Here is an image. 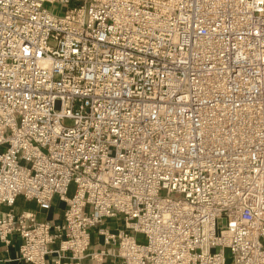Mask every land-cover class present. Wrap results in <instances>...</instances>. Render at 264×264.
Listing matches in <instances>:
<instances>
[{
    "label": "built area",
    "instance_id": "obj_1",
    "mask_svg": "<svg viewBox=\"0 0 264 264\" xmlns=\"http://www.w3.org/2000/svg\"><path fill=\"white\" fill-rule=\"evenodd\" d=\"M12 236L27 264H264V0H0Z\"/></svg>",
    "mask_w": 264,
    "mask_h": 264
},
{
    "label": "crops",
    "instance_id": "obj_2",
    "mask_svg": "<svg viewBox=\"0 0 264 264\" xmlns=\"http://www.w3.org/2000/svg\"><path fill=\"white\" fill-rule=\"evenodd\" d=\"M21 199H23V202H21ZM20 206L18 209L17 206ZM17 213L22 211H32L37 212V207L34 202H28L24 198L19 197L15 203V206L13 208ZM65 209L64 202L59 201L56 199L54 203V209L49 214H44L41 212H38V220L44 221L46 219L52 220V219H60L62 217V211ZM3 211H8L9 208L4 206L2 208ZM21 245V240L17 236H12V244L5 248L4 245L0 242V264H27L25 262L18 261L19 257V248ZM93 247L96 248V246ZM55 260V256H51L48 259V264H53Z\"/></svg>",
    "mask_w": 264,
    "mask_h": 264
},
{
    "label": "rangeland",
    "instance_id": "obj_3",
    "mask_svg": "<svg viewBox=\"0 0 264 264\" xmlns=\"http://www.w3.org/2000/svg\"><path fill=\"white\" fill-rule=\"evenodd\" d=\"M51 10H52L53 13H55L57 15H61V14H63L65 12V8L61 9V7L57 6V5L51 7ZM73 192H74V188H72L71 191H70V194H69L70 197L72 196ZM21 202H23V199H21ZM17 207H18V209L20 208L19 205ZM112 225H113V227L116 226L117 225L116 221H114V222L112 221ZM119 226H121V225H119ZM220 226H221V223H220Z\"/></svg>",
    "mask_w": 264,
    "mask_h": 264
}]
</instances>
